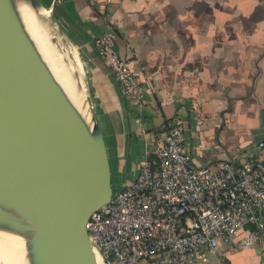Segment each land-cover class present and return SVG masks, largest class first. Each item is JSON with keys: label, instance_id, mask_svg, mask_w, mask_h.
Masks as SVG:
<instances>
[{"label": "crops", "instance_id": "0c3cea01", "mask_svg": "<svg viewBox=\"0 0 264 264\" xmlns=\"http://www.w3.org/2000/svg\"><path fill=\"white\" fill-rule=\"evenodd\" d=\"M43 1L87 72L116 188L135 179L176 123L197 166L264 158L254 135L264 117V0ZM110 29L142 81L138 101L122 95L94 47ZM204 259L264 264V234L250 248L221 246Z\"/></svg>", "mask_w": 264, "mask_h": 264}, {"label": "water", "instance_id": "95a60500", "mask_svg": "<svg viewBox=\"0 0 264 264\" xmlns=\"http://www.w3.org/2000/svg\"><path fill=\"white\" fill-rule=\"evenodd\" d=\"M18 4L33 13L73 70L83 115L42 59ZM72 53L81 62V75L74 71ZM254 135L257 142L264 140V117ZM113 188L87 72L53 7L43 0H0V231L25 240L29 264H100V250L85 225L121 189Z\"/></svg>", "mask_w": 264, "mask_h": 264}, {"label": "built area", "instance_id": "2783aa9c", "mask_svg": "<svg viewBox=\"0 0 264 264\" xmlns=\"http://www.w3.org/2000/svg\"><path fill=\"white\" fill-rule=\"evenodd\" d=\"M93 43L123 96L140 100L142 81L118 53L115 31ZM255 146L264 151V140ZM85 229L100 264H204L221 246L245 250L264 234V158L197 166L183 127L167 125L135 179Z\"/></svg>", "mask_w": 264, "mask_h": 264}, {"label": "bare ground", "instance_id": "6f19581e", "mask_svg": "<svg viewBox=\"0 0 264 264\" xmlns=\"http://www.w3.org/2000/svg\"><path fill=\"white\" fill-rule=\"evenodd\" d=\"M17 11L27 33L33 40L53 77L66 94L71 104L83 115L85 111L83 97L69 77V74L73 72V70L67 68L66 65L63 64L62 57L57 54L55 48L50 45L47 35H45L41 26L36 22L33 13L22 4L17 5ZM72 57L78 68V70L74 68V71H78L79 74H81V66L78 57L75 53H72ZM65 67L70 71L68 72ZM0 264H29L25 240L23 238L12 233L0 231Z\"/></svg>", "mask_w": 264, "mask_h": 264}, {"label": "rangeland", "instance_id": "374dc122", "mask_svg": "<svg viewBox=\"0 0 264 264\" xmlns=\"http://www.w3.org/2000/svg\"><path fill=\"white\" fill-rule=\"evenodd\" d=\"M57 48H58L59 52H61V45H60V43H57ZM55 51H56V50H55ZM57 54H58V53H57ZM62 62H63V59H62ZM63 64H65V63L63 62ZM80 66H81V62H80ZM65 68H66V67H65ZM67 68H68V67H67ZM67 68H66V69H67ZM67 71H68V69H67ZM69 71H70V70H69ZM69 71H68V72H69ZM81 74H82V67H81ZM81 74H80V75H81ZM70 75H71V73L69 74V77H71ZM70 79H71V78H70ZM71 81H72V80H71ZM72 82H73V81H72ZM84 82H85V80H84ZM85 89H86V87H85ZM86 95H87V93H86ZM128 177H129V176H128ZM115 188H116V186H114L113 189H115ZM116 189H117V188H116Z\"/></svg>", "mask_w": 264, "mask_h": 264}]
</instances>
